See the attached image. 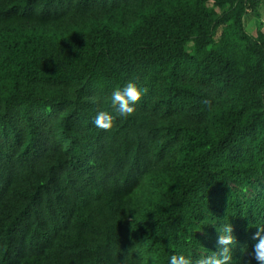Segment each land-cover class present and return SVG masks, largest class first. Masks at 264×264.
I'll return each mask as SVG.
<instances>
[{"label":"trees","instance_id":"obj_1","mask_svg":"<svg viewBox=\"0 0 264 264\" xmlns=\"http://www.w3.org/2000/svg\"><path fill=\"white\" fill-rule=\"evenodd\" d=\"M223 224L257 264L264 0H0V264H196Z\"/></svg>","mask_w":264,"mask_h":264},{"label":"clouds","instance_id":"obj_2","mask_svg":"<svg viewBox=\"0 0 264 264\" xmlns=\"http://www.w3.org/2000/svg\"><path fill=\"white\" fill-rule=\"evenodd\" d=\"M146 92L147 89L139 86L135 80H130L125 85L114 88L110 97L111 108L114 112L98 111L93 121L95 126L102 130H110L117 116L127 118L134 113V106ZM216 231L218 233L217 250L211 252V255L201 257L196 261V264H233L231 246L235 240L231 235V225H220ZM256 239L258 242L254 246V259L257 264H264V227L258 228ZM170 264H193V260L184 255L172 256Z\"/></svg>","mask_w":264,"mask_h":264}]
</instances>
